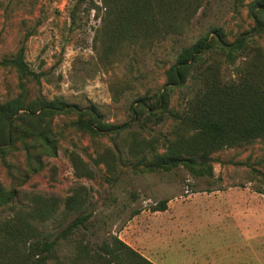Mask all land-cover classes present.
Returning a JSON list of instances; mask_svg holds the SVG:
<instances>
[{
  "label": "rangeland",
  "instance_id": "obj_1",
  "mask_svg": "<svg viewBox=\"0 0 264 264\" xmlns=\"http://www.w3.org/2000/svg\"><path fill=\"white\" fill-rule=\"evenodd\" d=\"M243 1L237 5L234 0H210L185 35L157 41L147 49L129 45L105 58L102 11L98 14L97 9L91 10L80 0H0V60L24 44L27 62L41 74L40 82L30 84L34 94L64 96L83 106L95 103L107 121L128 123L122 135L91 137L70 127L67 118H58L56 130L62 131L58 153L45 157L44 168L30 174L18 187L14 206H29L35 196L41 195L56 198L63 209L65 199L81 190L90 199L93 212L87 231L92 243L118 234L156 264H175L179 259L185 264L182 255L219 252L228 238L236 236V227L215 221L264 220V184L259 174L264 172L262 141L215 153L213 177H194L184 167L170 172L152 170L147 163L136 164L137 159L124 145L126 137L127 145L152 141L159 152L164 150V136H170L174 121L167 116L162 123L143 126L133 121L132 102L160 89L166 69L181 48L212 26L224 27L231 41L251 29L253 20L246 6L251 0ZM95 3L102 6L101 0ZM253 37V46L264 47V34ZM220 57L225 77H232L241 58L224 62ZM18 92L17 72L0 67V102ZM189 95V90L177 89L171 107L183 110ZM117 145L122 149L121 159L110 166L101 162V156L111 160V151ZM73 152L83 159L90 176L76 174ZM8 160L15 166L13 174L0 160V181L11 187L19 182L14 177L25 174V155L16 152ZM164 199L169 200L165 211L151 209ZM12 214L11 206L0 209V220ZM75 216L63 218L60 212L41 228L57 233ZM259 236L264 246V234ZM259 250L264 253V248ZM72 251V239L62 242L63 261ZM260 261L264 263V255Z\"/></svg>",
  "mask_w": 264,
  "mask_h": 264
},
{
  "label": "trees",
  "instance_id": "obj_2",
  "mask_svg": "<svg viewBox=\"0 0 264 264\" xmlns=\"http://www.w3.org/2000/svg\"><path fill=\"white\" fill-rule=\"evenodd\" d=\"M91 10L103 12V53L116 55L126 46L147 49L157 41L185 35L200 9L210 0H80ZM237 5L243 0H234ZM253 26L229 39L222 26H212L192 44L181 48L175 61L165 71V82L158 90L148 91L132 102L133 121L148 125L162 123L167 116L174 121L165 147L159 152L153 142L128 143L127 152L136 164L170 172L184 167L194 177L214 176V154L226 148L242 147L255 141L264 143V47L252 45L253 36L264 34V0L246 4ZM252 40V41H251ZM240 59L235 74L226 78L223 62ZM0 67H11L18 75L19 92L0 102V160L13 174L15 166L8 157L16 152L25 155V171L11 187L0 181V209L11 206L13 214L0 220V264H156L119 237L112 234L100 243L87 237L90 231V199L81 190L64 201L37 195L29 206H14L18 187L26 178L45 166L44 158L59 150L62 131L56 120L65 117L74 130L91 137L122 135L128 123L105 119L95 103L86 106L64 96L52 98L33 93L30 84L40 82L41 74L26 60L23 44L16 53L0 60ZM190 91L183 110L171 107L177 89ZM154 147V148H153ZM151 148V150H146ZM120 147L111 151L109 166L121 159ZM77 175H91L83 159L72 153ZM264 184V172L259 171ZM168 199L157 201L153 211H165ZM63 218L76 214L57 233L41 227L60 213ZM80 235L75 237V235ZM72 239L73 251L63 261L62 242Z\"/></svg>",
  "mask_w": 264,
  "mask_h": 264
},
{
  "label": "crops",
  "instance_id": "obj_3",
  "mask_svg": "<svg viewBox=\"0 0 264 264\" xmlns=\"http://www.w3.org/2000/svg\"><path fill=\"white\" fill-rule=\"evenodd\" d=\"M215 223H220L221 226H235L236 236L228 238V243L219 249L217 253L203 252L195 254L192 252L193 254L188 256L182 255L185 264H264L260 261L264 253L259 250L264 248L259 240L261 237L259 235L264 234V232L262 233L264 231V220L236 218L223 219L215 221ZM255 240L256 242H254ZM175 264L183 263L179 259L178 262L175 261Z\"/></svg>",
  "mask_w": 264,
  "mask_h": 264
}]
</instances>
